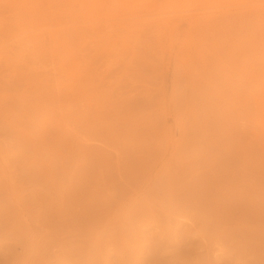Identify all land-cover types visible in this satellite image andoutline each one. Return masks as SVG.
<instances>
[{"label": "rangeland", "instance_id": "1", "mask_svg": "<svg viewBox=\"0 0 264 264\" xmlns=\"http://www.w3.org/2000/svg\"><path fill=\"white\" fill-rule=\"evenodd\" d=\"M88 1L0 57V264H264V0ZM3 2L0 32L29 28Z\"/></svg>", "mask_w": 264, "mask_h": 264}, {"label": "bare ground", "instance_id": "2", "mask_svg": "<svg viewBox=\"0 0 264 264\" xmlns=\"http://www.w3.org/2000/svg\"><path fill=\"white\" fill-rule=\"evenodd\" d=\"M2 2L4 1V0H1ZM1 1H0V3H1ZM46 2H44V0H7L4 4H9V6H7V7H10L11 8V10L12 11H15V13L16 14H18V15H20L21 17L22 16H26V22H27V20L29 21V28H21V30L19 29L18 30V32H16V33H12V34H10V32L7 30V31H4L5 29H3V31L2 32H0V33H2L3 34V32H4V34L6 35V33L5 32H9V33H7L8 35L10 34L11 36H9V37H7V35H6V38H5V36H4V38H3V40L2 41H0V46H1V48H0V57H4V56H2L3 55V53L4 52H6V54H11L12 55V58L13 57H18V56H23V54L26 52V51H29V49H30V46L34 43V41L32 40L33 39V37H35L36 35H34V34H36V31L37 30H39V28H41V27H39V25H42V24H40V21H43V22H49V21H51V22H54V23H51V22H49L53 27H54V25L55 26H57V27H59L60 25H59V18H58V15H57V18H56V14H59V13H57V12H60V14L59 15H64V12L66 13L65 15L66 16H68V14H69V12L70 11H73L74 9H75V7H74V5L76 4H74V5H72V1H74V2H77V5L78 4H81V6L79 5V7H80V14L83 16V11H81L82 9H83V5L84 4H86V3H84V1L85 0H54V1H57L58 2V4L56 5L57 7H58V5H59V8H61V9H59V10H57L56 8L55 9H53V6H54V1H50V0H45ZM86 1H88V0H86ZM92 1H94V0H92ZM97 1V0H96ZM109 1V0H108ZM114 1V0H113ZM113 1H111V3L113 2ZM116 1V0H115ZM122 1V0H121ZM120 1V4L121 3H123L124 5H125V0H123L122 2ZM127 1V0H126ZM133 1V0H132ZM136 1H139V0H134L133 2H134V5H135V7L137 6V4L139 3H137ZM144 1V0H143ZM149 1V0H148ZM151 1H153V0H151ZM150 1V2H151ZM239 1V0H238ZM243 1V0H242ZM247 1V0H246ZM252 1V0H251ZM256 1V0H255ZM258 1V0H257ZM71 2V3H70ZM83 2V3H82ZM117 2V1H116ZM128 2H129V0H128ZM128 2H126L127 3V6H129L128 5ZM141 2V1H140ZM250 2V1H249ZM50 3L52 4V5H50ZM56 3V2H55ZM88 3H91V0L90 1H88ZM93 3V2H92ZM98 3V2H97ZM101 3H103V1L102 2H100V4ZM105 3V2H104ZM106 3H108L107 1H106ZM105 3V4H106ZM115 3V2H114ZM113 3V4H114ZM153 3V2H152ZM253 3V2H252ZM69 4H70V6L73 8V10H72V8H70V6H69ZM141 4H143V3H141ZM140 4V5H141ZM95 5H98V4H95ZM108 5H109V3L107 4V6L106 5H98V6H96V7H93V10H94V13H97L98 14V11L100 12V11H105V13H103L104 14V16H105V14L106 13H108L109 14V11L111 12V10H113V8L112 7H110V6H112L111 4L109 5V8H108ZM132 5V3L130 4V6ZM134 5H132V9H131V7H128V8H130L131 9V13H129L130 11L129 10H126V11H129L128 12V16L130 17V18H136V16H139V14H138V10L139 11H141V10H143V8H141V6L140 5H138V6H140L138 9H134L133 10V8H135L134 7ZM162 5V4H161ZM261 5V4H260ZM56 6H54V7H56ZM85 7L84 8H86V6H87V4L86 5H84ZM103 6V7H102ZM104 6H106V10L104 9ZM121 6V5H120ZM145 6V5H144ZM242 6V5H241ZM240 6V7H241ZM89 6H87V8H88ZM97 7H99V8H97ZM225 7H228V6H225ZM78 8V7H77ZM91 8H92V6H91ZM103 10H102V9ZM111 8V9H110ZM119 8V7H118ZM170 8V7H169ZM246 8V7H245ZM257 8H259V7H257ZM96 9V10H95ZM101 9V10H100ZM126 9V8H125ZM167 9V8H166ZM249 9V8H248ZM63 10V13H61V11ZM84 10V9H83ZM157 10H159L160 11V9L158 8ZM250 10V9H249ZM260 10H263V11H258V9L255 11V16L256 17H261L262 18V16L264 17V9H260ZM95 11H97V12H95ZM108 11V12H107ZM158 11V12H159ZM180 11V10H179ZM82 12V13H81ZM101 12V13H102ZM142 12V11H141ZM154 12V11H153ZM155 12H156V10H155ZM228 12V11H227ZM241 12L242 13H244V11H239L238 13H240L241 14ZM12 13V12H11ZM85 13H87V12H85ZM91 13H93V11H91ZM142 13H146V12H142ZM162 13H163V11H162ZM235 13V12H234ZM253 13V12H252ZM125 14V13H124ZM152 14V13H151ZM154 14V13H153ZM159 14V13H158ZM167 14V13H166ZM169 14V13H168ZM201 15H191V16H189V19H188V26H191V27H194V23L196 24V22H197V19H204V18H208V17H210L211 15L210 14H208V13H200ZM64 15V16H65ZM116 15H118V14H116ZM121 16H119L120 18H122L123 17V15L122 14H120ZM157 15V14H156ZM179 15V14H178ZM178 15H175V16H178ZM17 16V15H16ZM24 16V17H25ZM86 16H87V14H86ZM96 16V15H95ZM100 16V15H99ZM108 16V15H107ZM144 16V15H143ZM173 16V15H172ZM187 16V15H186ZM255 16H254V18H255ZM23 17V18H24ZM101 17H103L102 15H101ZM101 17H100V19H101ZM127 17V16H126ZM154 16H152V18H150V19H147V21H144L145 23H143V24H140V22H137V23H139L140 24V26H139V30H140V32L142 33H140L141 34V37L140 38H142V36L144 35V34H150V33H152V32H154V31H157L158 29L159 30H161V28H168V29H170V28H177V27H179V25L181 24H179V22H174V18H172V17H169V16H166L165 17V15H163L162 14V16H160V17H154ZM180 17V16H179ZM178 17V18H179ZM75 18V17H74ZM91 17H89L88 19H90ZM99 18V17H98ZM109 18V17H108ZM124 18V17H123ZM122 18V20H124ZM129 18V19H130ZM182 18V17H181ZM254 18L252 17V19L254 20ZM76 19V18H75ZM84 19V18H83ZM92 19V18H91ZM95 19V17H93V20ZM107 18L105 17L104 18V20H106ZM137 19V18H136ZM186 19V18H185ZM58 20V21H57ZM72 20H73V18H72ZM92 20V21H93ZM98 20V19H97ZM96 20V21H97ZM104 20H102V21H104ZM58 23H57V22ZM74 21V20H73ZM75 21H77V20H75ZM85 21V20H84ZM87 21V20H86ZM100 20H98V28H99V24H100V22H102V21H100ZM129 21V20H128ZM177 21H179V20H177ZM181 21V20H180ZM186 21V20H185ZM261 21V20H260ZM62 22V21H61ZM60 22V23H61ZM69 22H70V20H69ZM69 22H68V24H69ZM125 22V21H124ZM130 22V21H129ZM132 22H134L133 20H131V23ZM183 22V21H182ZM187 22V21H186ZM258 22V21H257ZM28 23V22H27ZM45 23V24H46ZM73 23V22H72ZM96 23V22H95ZM126 23H128V22H126ZM136 23V22H135ZM134 23V24H135ZM261 23V22H260ZM263 23V22H262ZM44 24V23H43ZM66 24H67V22H66ZM121 24H124V23H121ZM133 24V25H134ZM24 25V24H23ZM51 25H47V26H51ZM61 25H64V22H63V24L61 23ZM95 26H96V24H94ZM102 25V24H101ZM100 25V26H101ZM132 25V24H131ZM130 24H126L125 25V27H123V28H126L127 26H129V27H132ZM136 25H138V24H136ZM45 26V25H44ZM105 27V25H102V27ZM107 26V25H106ZM110 26H112L111 24L109 25V27H106V28H108V29H110ZM115 26V25H114ZM135 26V25H134ZM57 27L55 28V29H51V30H48L52 35H53V31H55L54 32V34L56 33V34H58L59 32H61L60 30H58L57 29ZM63 27V26H62ZM103 27V28H104ZM181 27V26H180ZM261 27V26H260ZM49 28V27H48ZM85 28V27H84ZM90 28H92L91 26H90ZM98 28H96V29H98ZM101 28V27H100ZM100 28H99V30H100ZM122 28V27H121ZM144 28V29H143ZM61 29V28H60ZM68 29H69V26H68ZM105 29V28H104ZM137 29V30H138ZM67 30V29H66ZM98 30V32H100ZM128 30V29H127ZM127 30H125V32L127 31ZM137 30L134 32V34L135 33H137L136 35H138V33H139V30H138V32H137ZM143 32H142V31ZM175 30V29H174ZM173 30V31H174ZM177 30V29H176ZM264 30V29H263ZM40 31V30H39ZM62 31H64V29H62ZM69 31H71V30H69ZM81 31V30H80ZM95 31V30H94ZM115 31V30H114ZM166 31H168V30H166ZM165 31V32H166ZM171 31H172V29H171ZM33 32H35L34 34H31V33H33ZM46 32V31H45ZM90 32V31H89ZM110 32H112V31H110ZM121 32V31H120ZM169 32H170V30H169ZM178 32V31H177ZM261 32L263 33V31L261 30ZM39 33V32H38ZM175 33H176V31H175ZM40 34V33H39ZM38 34V35H39ZM56 34H55V36H56ZM74 34H76V33H74ZM133 34V33H132ZM153 35L155 34V32L154 33H152ZM152 34H150V35H152ZM171 34V33H170ZM49 35V33L47 34V36ZM152 35V36H153ZM257 35V34H256ZM51 36V35H50ZM156 36V35H155ZM155 36H153V37H155ZM258 36V35H257ZM147 37V40L150 38L151 39V37H148V36H146ZM152 37V38H153ZM156 37H159V35H157ZM260 37V36H259ZM2 38V37H1ZM145 38V36H143V40L145 41L146 39H144ZM165 38H166V36H165ZM176 38V37H175ZM35 39V38H34ZM101 39V38H100ZM149 39V40H150ZM252 39V38H251ZM263 39V38H262ZM1 40V39H0ZM140 40V39H139ZM142 40V39H141ZM157 40V39H156ZM166 40V39H165ZM9 41V43H7ZM33 41V42H32ZM138 41V40H137ZM152 41H153V39H152ZM171 41V40H170ZM178 41V40H177ZM258 41V40H257ZM107 42V41H106ZM261 42V41H260ZM263 42V41H262ZM6 43V44H5ZM37 43V42H36ZM155 43V42H154ZM35 44V43H34ZM158 45V44H157ZM34 46V45H33ZM32 46V47H33ZM134 47V46H133ZM34 48V47H33ZM33 50V49H32ZM31 50V51H32ZM30 52V51H29ZM119 53V52H118ZM5 54V53H4ZM8 54V55H9ZM124 54V53H123ZM25 57V56H24ZM32 57V56H31ZM121 57V56H120ZM22 58V57H21ZM134 58H135V56H134ZM133 58V59H134ZM16 59V58H15ZM22 59H24V58H22ZM36 59V58H35ZM129 59H131V58H129ZM128 59V60H129ZM183 59V58H182ZM25 60V59H24ZM37 60V59H36ZM21 61V60H20ZM131 61V60H130ZM128 62V61H127ZM257 62V61H256ZM12 64V63H11ZM33 65H35V64H33ZM33 67V66H32ZM14 68V67H13ZM29 68V67H28ZM27 68V69H28ZM35 68H37V67H35ZM186 68V67H185ZM257 71V70H256ZM264 63H262V64H260V66H259V70L257 71V73H256V75L255 76H253L252 78L253 79H251V81H250V87H251V89L250 90H252L251 91V93H250V95L249 96H251V101H252V105H253V107H255V111L258 113L257 114V117H258V119L257 120H259V128H260V130H261V132H263L264 131ZM162 75V74H161ZM160 78H161V76H160ZM162 78H163V80H164V78H165V76L163 75L162 76ZM49 80V79H48ZM162 81V80H161ZM55 82H56V80H55ZM57 83V82H56ZM155 83H156V81H155ZM57 85V84H56ZM163 87V86H162ZM151 90V89H150ZM249 99V100H250ZM250 101V102H251ZM253 113V112H252ZM256 117V118H257ZM179 130V129H178ZM260 135V134H259ZM263 136V135H262ZM264 139V136L262 137V140ZM258 143H260V142H258ZM260 145H262V143H260ZM183 225H189V220H184L183 222H181ZM143 233H144V231H143ZM213 257L216 259V255H213ZM139 258V261H140V257H138ZM136 260H137V258H136ZM139 261L137 260V264L139 263ZM215 263L216 264H219L218 263V261L216 260L215 261ZM134 264H135V262H134Z\"/></svg>", "mask_w": 264, "mask_h": 264}]
</instances>
